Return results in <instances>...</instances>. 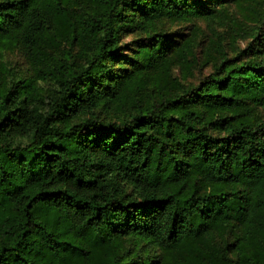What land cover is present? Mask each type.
Returning <instances> with one entry per match:
<instances>
[{
	"label": "trees",
	"instance_id": "trees-1",
	"mask_svg": "<svg viewBox=\"0 0 264 264\" xmlns=\"http://www.w3.org/2000/svg\"><path fill=\"white\" fill-rule=\"evenodd\" d=\"M193 17L217 13L0 0V264H264V35L189 82L198 30L159 23Z\"/></svg>",
	"mask_w": 264,
	"mask_h": 264
},
{
	"label": "rangeland",
	"instance_id": "rangeland-1",
	"mask_svg": "<svg viewBox=\"0 0 264 264\" xmlns=\"http://www.w3.org/2000/svg\"><path fill=\"white\" fill-rule=\"evenodd\" d=\"M203 2L206 8L216 11L215 19L206 20L205 17H193L185 21L159 23L160 30L168 34V41L173 48L192 34V26L198 30L195 38L192 73L188 77V81L193 83H197L214 70L212 63H205L204 51L211 50L212 55L218 57L215 48L220 46L230 57L239 56L240 54L237 53L246 49L250 43H254V35L258 34L259 40L264 35V23L257 24V21L264 22V0H240L231 3L228 0H220L217 3H212V0H203ZM140 38H143L142 34L134 33L125 36L122 40L124 46L122 54L131 55ZM262 43L264 46L261 40V45ZM248 57L255 58L256 56L249 53L241 54L239 58L244 61ZM6 58L13 61L20 69H24L25 60L16 51L7 54ZM189 59L193 60L192 57ZM173 75L179 76L178 67L173 69Z\"/></svg>",
	"mask_w": 264,
	"mask_h": 264
}]
</instances>
